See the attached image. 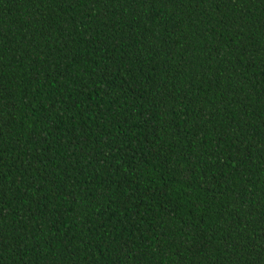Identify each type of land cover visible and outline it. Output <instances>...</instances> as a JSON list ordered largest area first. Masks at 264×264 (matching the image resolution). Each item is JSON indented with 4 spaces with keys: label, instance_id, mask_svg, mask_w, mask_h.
I'll list each match as a JSON object with an SVG mask.
<instances>
[{
    "label": "trees",
    "instance_id": "obj_1",
    "mask_svg": "<svg viewBox=\"0 0 264 264\" xmlns=\"http://www.w3.org/2000/svg\"><path fill=\"white\" fill-rule=\"evenodd\" d=\"M0 264H264V0H0Z\"/></svg>",
    "mask_w": 264,
    "mask_h": 264
}]
</instances>
